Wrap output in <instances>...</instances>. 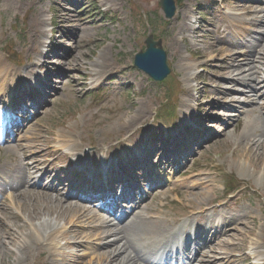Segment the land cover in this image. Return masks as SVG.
Segmentation results:
<instances>
[{
    "label": "rangeland",
    "instance_id": "1",
    "mask_svg": "<svg viewBox=\"0 0 264 264\" xmlns=\"http://www.w3.org/2000/svg\"><path fill=\"white\" fill-rule=\"evenodd\" d=\"M248 1L176 0L177 14L168 21L159 0H0V61L16 69L20 80L12 96L8 90L0 96V153L4 165L11 158L21 159V150L14 148L18 138L25 148L39 147L49 153L42 160L45 168L54 171L53 177L59 172L60 180L72 179V184L61 187L65 198H71L73 189L78 187L79 198L90 204L91 197L82 195L83 188L99 183H103L106 195H117L112 207L107 198L103 202L96 199L95 204L100 213L113 218L122 219L124 208L135 204L137 211L150 219L148 211L159 206L163 212L156 214V219L163 221L165 215L175 222V229L189 223L188 231L194 232L200 225L199 208L204 205L203 209L211 212L205 214L203 238L193 243L196 248V244L206 248L208 235L220 229L227 217L249 216L251 234L227 228L229 234L235 235L223 234L213 239L215 252L224 259L216 264H264V169L254 173L251 166L254 170L249 168L248 176H241L249 166L237 158L239 137L259 113L246 110L239 118L238 112L225 108L233 100L245 102L246 97L240 94L243 88L238 86L226 85L229 95L216 100L225 83L222 68L231 63L223 62L236 51L218 57L212 52L215 47L231 48L236 42L232 37L221 41L215 27L222 24L224 29V16L229 14L243 16L246 21L252 19L237 6ZM41 11L45 14L42 28L33 22ZM142 14L147 21H155L153 26H144ZM83 18H87V26L80 30ZM18 19L22 32L14 29ZM185 21L195 32L201 29L205 37L202 32H181ZM149 35L162 39L172 74L181 84L178 116L173 120L157 116L169 98V85L155 83L134 66L135 55L145 49ZM253 38L248 36L245 41L253 45ZM173 45L178 46L175 52ZM106 50L111 53L107 68L103 60ZM261 51L264 54V48ZM35 89L38 97L32 96ZM132 119L135 122L127 124ZM11 122L20 123L13 128L15 135L22 130L16 139L5 136V128ZM67 136L73 140L64 141ZM117 144L118 147L108 149ZM8 145L12 148L8 149ZM101 147L96 159L100 164L104 159L113 162L120 179L106 181L107 170L93 166L91 157L87 158L86 172L78 171L86 149L96 153ZM75 151L78 160L72 156ZM130 157L138 158L139 163ZM125 158L128 163L118 164ZM229 174L236 175L246 186L233 198H226L224 193L223 184ZM199 175L202 176L198 179ZM101 178L104 180L99 182ZM52 181L49 178L43 182V189L51 190L50 196L54 197ZM35 199L37 205L29 200L30 208L42 213L46 200H41L38 193ZM187 203L199 210L190 209ZM3 209L23 220L8 193L0 203V214ZM57 216L54 212L51 218L64 229H68L69 220H76L71 214ZM11 229L16 232L18 225L13 223ZM5 241L0 264H66L71 252L58 235L42 244L44 256L36 253L24 261L18 241L11 243L9 236ZM189 241L179 236V248ZM93 248L88 242L81 250L91 253ZM51 252L61 254L53 261ZM172 258L177 260V254Z\"/></svg>",
    "mask_w": 264,
    "mask_h": 264
},
{
    "label": "bare ground",
    "instance_id": "2",
    "mask_svg": "<svg viewBox=\"0 0 264 264\" xmlns=\"http://www.w3.org/2000/svg\"><path fill=\"white\" fill-rule=\"evenodd\" d=\"M237 6L245 12V15L252 17V19L246 21L243 16L237 14L225 15L224 29H222V24H218L215 27V31L219 33L221 41L232 37L236 42L232 44L231 48L224 46L215 47L212 52H216L218 57L224 52L236 51L231 58H227L225 59L226 62H223L226 64L230 61L231 63L229 66L222 68L225 83H223V87H220L221 91L216 100H224L229 95L226 85L238 86L243 88L240 94L246 97L245 102L240 103L233 100L225 105V108L238 112L239 118L246 110L247 113H259L258 118L248 123L239 137L240 150L237 153V158L248 162L249 166L240 175L248 176L249 168H254V173H259L262 168L264 169V54L261 51V48H264V0H249L248 2H240ZM44 16V12L41 11L34 18V24L42 28L45 25ZM86 23L87 18H83L82 24L78 28L84 30L87 26ZM181 25V32L189 31L194 34L202 32L201 29H199L200 32H195L188 26L186 21ZM255 28L261 30L259 31L260 33ZM248 36H254L255 43L253 45L245 41ZM202 37H205L204 34ZM177 48L178 46L173 45V52ZM110 55V50H106L103 53L106 68L111 61ZM50 71L52 72L53 70ZM0 72H3V76H0V96H5L2 93L4 91L7 92V90L9 91L7 92L8 95L12 96L18 87V71L0 61ZM30 74H33V72ZM97 75L101 77L102 72ZM32 81L35 85L37 84L34 77ZM44 85H47V83L45 82ZM38 93L35 90L32 96L38 97ZM15 105H17V101L13 102V106ZM134 122L135 119H132L127 124ZM19 126L20 123L14 124L16 128ZM21 131L19 130L18 132L21 133ZM19 133L16 136L14 134V136L17 137ZM72 140V136H67L64 139V141ZM21 147L22 144L18 138L14 148L21 150L24 157L21 159L17 157L11 158V162L6 166L0 153V193L2 194V199L8 193L12 205L20 211L22 214L20 216L23 219L21 220L20 217L14 216L7 209L2 210L0 214V250L6 249L7 242L5 237L9 236L11 243H17L18 241V251H20L24 261H29L36 253L44 256L45 250L42 244L52 241L59 235V238L65 241V246L71 251L65 259L66 264H91L92 262L94 264H216L218 261L222 263L224 259L218 257L215 252L216 245L211 244L213 239L223 234L235 235L234 233L229 234L227 228H232V230L239 229V232L241 230L240 234L242 232L252 233L249 229L251 217H227L220 229H217L213 234H209L212 235L211 237L208 235L206 248L209 250L199 248L196 243L203 238V224L207 220L205 214L208 211L211 212L209 208L203 209L204 205L200 206L199 209H202V212L197 216L200 225L193 233L188 231L189 223H184L179 229H175V222H170L165 215L163 221L156 219L155 215H162L163 212L159 206L148 211L147 214H151L150 219L146 218L144 213L138 212L135 204H130L124 208L125 213L122 219L113 218L111 215L107 216L100 213L95 207L97 198L113 196L110 193L106 195L102 185H89L85 189L83 188L82 195L90 196L91 201H93L90 204H85V199L79 198L78 187L73 189L70 195L71 198L68 196L65 198L61 187L66 184H72V179L64 178L60 180L58 177L59 172L53 177L54 171L51 168H45V162L42 160L48 155L47 151L40 150L39 147L34 150L28 148L22 150ZM7 148H12V145H8ZM92 157L94 158L93 166H100L107 170V179H119L115 173L116 167L113 163L104 159L103 163L100 164L96 159V155H92ZM130 158L132 162L139 163L138 158ZM143 161L147 162L144 159ZM165 161L166 163L169 162L168 157L165 158ZM127 162L128 159L126 158L124 161L122 160L124 164ZM81 163L86 164V160L82 159ZM43 168H45L43 173L38 176ZM201 176L199 175L198 179ZM49 178H53L50 189L56 194L54 197L50 196L49 191L51 190L43 189V182ZM127 186L131 187L130 185ZM185 192L188 195H195L193 191ZM37 193L41 200H46V208L42 211V213L44 212L43 215L35 208H30L32 206L29 203L30 199L33 200L34 205H37V200L35 199ZM123 195L125 198L128 197V192ZM115 200H117V195L112 197V202ZM186 206L190 209L199 210L190 203H187ZM54 212L58 214L57 218L71 214L72 218L76 219L75 223L69 220L67 222L69 226L65 223L68 229H64V226L58 225L51 218ZM36 221H39V223L35 224ZM13 223L18 225L16 232L11 229ZM179 236H185L187 241L190 240L189 243L184 244L182 249L177 247ZM88 242H91L94 247L91 253L81 250ZM194 242H196L197 248L193 247ZM174 253L177 254V260L172 258ZM60 254L51 252L50 258L55 261ZM190 255L193 257H190ZM162 258H166V260L163 261L164 259ZM43 264L49 263L43 262Z\"/></svg>",
    "mask_w": 264,
    "mask_h": 264
},
{
    "label": "water",
    "instance_id": "3",
    "mask_svg": "<svg viewBox=\"0 0 264 264\" xmlns=\"http://www.w3.org/2000/svg\"><path fill=\"white\" fill-rule=\"evenodd\" d=\"M161 5L167 18H172L175 15L174 0H161ZM146 45V52H141L136 56L135 64L155 80L162 81L170 73L167 65V54L163 50L162 41H155L153 36H150L146 41Z\"/></svg>",
    "mask_w": 264,
    "mask_h": 264
}]
</instances>
